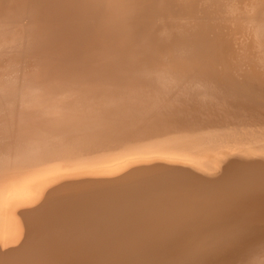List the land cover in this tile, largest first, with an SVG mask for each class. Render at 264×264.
Returning a JSON list of instances; mask_svg holds the SVG:
<instances>
[{
    "label": "bare ground",
    "instance_id": "obj_1",
    "mask_svg": "<svg viewBox=\"0 0 264 264\" xmlns=\"http://www.w3.org/2000/svg\"><path fill=\"white\" fill-rule=\"evenodd\" d=\"M0 264H264V0H0Z\"/></svg>",
    "mask_w": 264,
    "mask_h": 264
}]
</instances>
